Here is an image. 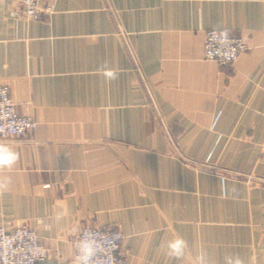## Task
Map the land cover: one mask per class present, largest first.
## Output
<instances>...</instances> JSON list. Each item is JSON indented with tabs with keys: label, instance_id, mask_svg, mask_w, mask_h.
Segmentation results:
<instances>
[{
	"label": "crops",
	"instance_id": "crops-1",
	"mask_svg": "<svg viewBox=\"0 0 264 264\" xmlns=\"http://www.w3.org/2000/svg\"><path fill=\"white\" fill-rule=\"evenodd\" d=\"M45 4L0 0V83L35 121L0 140V225L35 229L38 264H74L87 225L128 264H264V0ZM207 29L247 48L206 60Z\"/></svg>",
	"mask_w": 264,
	"mask_h": 264
},
{
	"label": "built area",
	"instance_id": "built-area-1",
	"mask_svg": "<svg viewBox=\"0 0 264 264\" xmlns=\"http://www.w3.org/2000/svg\"><path fill=\"white\" fill-rule=\"evenodd\" d=\"M26 17H38L51 0H15ZM247 48L243 37L225 30L207 29L203 40V58L219 64H232ZM35 121L30 115L17 111L9 87L0 83V140L23 137L33 129ZM264 153V140L261 143ZM122 232L117 227L100 228L87 225L81 228L73 240L74 264H85L80 257L86 246L92 254L87 264H128L121 249ZM46 248L40 242L34 228L27 224L11 228L0 225V264H38L46 257Z\"/></svg>",
	"mask_w": 264,
	"mask_h": 264
},
{
	"label": "clouds",
	"instance_id": "clouds-1",
	"mask_svg": "<svg viewBox=\"0 0 264 264\" xmlns=\"http://www.w3.org/2000/svg\"><path fill=\"white\" fill-rule=\"evenodd\" d=\"M15 154L11 153L5 147L0 146V164H11L15 160ZM185 242L183 240H176L168 244V254L176 257H181L185 254ZM85 255L80 257L81 261L87 264L89 257L92 254L91 247L86 246L84 249ZM203 258H201L202 264ZM226 264H242L239 257H229L227 258Z\"/></svg>",
	"mask_w": 264,
	"mask_h": 264
},
{
	"label": "rangeland",
	"instance_id": "rangeland-1",
	"mask_svg": "<svg viewBox=\"0 0 264 264\" xmlns=\"http://www.w3.org/2000/svg\"><path fill=\"white\" fill-rule=\"evenodd\" d=\"M246 42V41H245ZM202 47H203V45H202ZM202 54H203V51H202ZM210 61H212V60H210ZM20 224H22V223H20ZM23 224H25V223H23ZM19 225V224H18ZM123 235V234H122ZM41 242V241H40ZM45 247V246H44ZM73 247V246H72ZM47 252V251H46ZM72 254H73V251H72ZM125 254V253H124ZM46 255H47V253H46ZM126 257V256H125ZM128 262V261H127Z\"/></svg>",
	"mask_w": 264,
	"mask_h": 264
}]
</instances>
